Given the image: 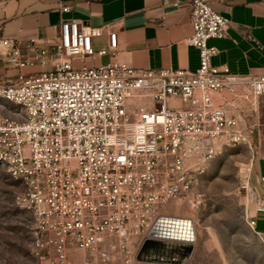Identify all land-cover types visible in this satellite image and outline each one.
Segmentation results:
<instances>
[{"label": "built area", "instance_id": "built-area-1", "mask_svg": "<svg viewBox=\"0 0 264 264\" xmlns=\"http://www.w3.org/2000/svg\"><path fill=\"white\" fill-rule=\"evenodd\" d=\"M209 1L190 3L194 72L75 68V59L117 52L108 25L63 21L55 46L38 50L33 39L25 57L19 41L0 40V60L14 69L49 66L0 82V165L23 187L15 204L32 217L34 264H69L73 249L91 253L82 264H110L112 252L132 264L146 240L192 245L164 238L174 218L168 204L204 205L200 179L225 147L264 150V75L213 65L218 51L208 42L228 36L230 19ZM103 37L107 44L96 49ZM243 181L254 199L250 179ZM248 224L255 230L250 216Z\"/></svg>", "mask_w": 264, "mask_h": 264}, {"label": "crops", "instance_id": "crops-1", "mask_svg": "<svg viewBox=\"0 0 264 264\" xmlns=\"http://www.w3.org/2000/svg\"><path fill=\"white\" fill-rule=\"evenodd\" d=\"M190 3L191 0H15L0 7V40L19 41L25 57L32 55L33 39L38 50L55 46L61 38L63 21L76 20L87 28L108 25L118 35L117 52L84 61L75 59V68L81 62L89 67L126 63L139 70L194 72L200 57L199 51L187 43L193 32ZM209 4L230 19L228 36L208 42L218 51L213 65L226 66L232 73L264 75V0H210ZM106 44V37L95 40L96 49ZM36 65L18 70L0 60V82L16 81L19 72L28 75L45 69ZM250 185L256 201L250 217L255 220L256 233L264 235V212L258 211L257 205L258 200L264 204L263 157L252 164Z\"/></svg>", "mask_w": 264, "mask_h": 264}, {"label": "rangeland", "instance_id": "rangeland-1", "mask_svg": "<svg viewBox=\"0 0 264 264\" xmlns=\"http://www.w3.org/2000/svg\"><path fill=\"white\" fill-rule=\"evenodd\" d=\"M261 112L264 119V102ZM263 154L264 150H251L243 145L225 147L200 179L199 191L205 204L198 208H191L183 201L168 204L171 205L167 209L169 215L192 220L194 225L193 250L181 264H264V235L256 233L248 224L256 201L242 187L243 180L250 179L251 160ZM22 192V185L0 165V264H34L32 217L15 204L16 195ZM71 254L69 264H82L91 256L90 252L79 249H73ZM110 264L123 263L112 252ZM132 264L153 262L138 261L136 257Z\"/></svg>", "mask_w": 264, "mask_h": 264}, {"label": "bare ground", "instance_id": "bare-ground-1", "mask_svg": "<svg viewBox=\"0 0 264 264\" xmlns=\"http://www.w3.org/2000/svg\"><path fill=\"white\" fill-rule=\"evenodd\" d=\"M191 220L172 218L170 221H166L165 232L163 233L164 238L175 239L181 242L193 241L194 239V228ZM183 247L179 246L178 243H169L158 248L157 251L148 252L147 256L152 258L158 256L163 262H170L172 260H180L184 254ZM154 264V262H153Z\"/></svg>", "mask_w": 264, "mask_h": 264}, {"label": "water", "instance_id": "water-1", "mask_svg": "<svg viewBox=\"0 0 264 264\" xmlns=\"http://www.w3.org/2000/svg\"><path fill=\"white\" fill-rule=\"evenodd\" d=\"M169 243L166 242H161V241H155V240H146L144 244L142 245L138 255H137V260L138 261H148V262H154V263H159V264H181L185 260H187L193 250L192 245H185V244H178L179 246L183 247L184 254L183 258L180 260H172L170 262H163L161 258L158 256H153L150 258L147 256L148 252L152 251H157L158 248L162 247L163 245H168Z\"/></svg>", "mask_w": 264, "mask_h": 264}]
</instances>
